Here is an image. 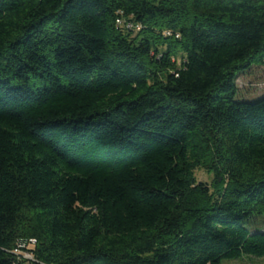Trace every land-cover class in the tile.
Listing matches in <instances>:
<instances>
[{
	"label": "trees",
	"instance_id": "16d2710c",
	"mask_svg": "<svg viewBox=\"0 0 264 264\" xmlns=\"http://www.w3.org/2000/svg\"><path fill=\"white\" fill-rule=\"evenodd\" d=\"M255 66L264 0H0V264L264 257Z\"/></svg>",
	"mask_w": 264,
	"mask_h": 264
},
{
	"label": "rangeland",
	"instance_id": "374dc122",
	"mask_svg": "<svg viewBox=\"0 0 264 264\" xmlns=\"http://www.w3.org/2000/svg\"><path fill=\"white\" fill-rule=\"evenodd\" d=\"M238 94L240 100L254 101L264 96V66H255L247 72L237 74ZM204 180L205 175L198 174ZM223 264H264V257H245L240 260L226 261Z\"/></svg>",
	"mask_w": 264,
	"mask_h": 264
},
{
	"label": "built area",
	"instance_id": "2783aa9c",
	"mask_svg": "<svg viewBox=\"0 0 264 264\" xmlns=\"http://www.w3.org/2000/svg\"><path fill=\"white\" fill-rule=\"evenodd\" d=\"M138 29H139V28H138ZM25 257H26L27 259L31 260V255H30L29 253H26V254H25Z\"/></svg>",
	"mask_w": 264,
	"mask_h": 264
},
{
	"label": "bare ground",
	"instance_id": "6f19581e",
	"mask_svg": "<svg viewBox=\"0 0 264 264\" xmlns=\"http://www.w3.org/2000/svg\"><path fill=\"white\" fill-rule=\"evenodd\" d=\"M121 20V19H120Z\"/></svg>",
	"mask_w": 264,
	"mask_h": 264
}]
</instances>
